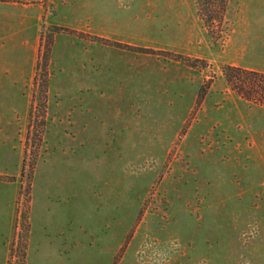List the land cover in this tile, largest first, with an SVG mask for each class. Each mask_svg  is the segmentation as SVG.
Listing matches in <instances>:
<instances>
[{"label":"rangeland","instance_id":"1","mask_svg":"<svg viewBox=\"0 0 264 264\" xmlns=\"http://www.w3.org/2000/svg\"><path fill=\"white\" fill-rule=\"evenodd\" d=\"M23 1L0 264H264V107L223 74L264 71V0Z\"/></svg>","mask_w":264,"mask_h":264},{"label":"crops","instance_id":"2","mask_svg":"<svg viewBox=\"0 0 264 264\" xmlns=\"http://www.w3.org/2000/svg\"><path fill=\"white\" fill-rule=\"evenodd\" d=\"M30 5L23 0H0V51L13 49L16 38H31Z\"/></svg>","mask_w":264,"mask_h":264},{"label":"trees","instance_id":"3","mask_svg":"<svg viewBox=\"0 0 264 264\" xmlns=\"http://www.w3.org/2000/svg\"><path fill=\"white\" fill-rule=\"evenodd\" d=\"M223 74L238 96L264 107V71L228 65L224 67Z\"/></svg>","mask_w":264,"mask_h":264}]
</instances>
